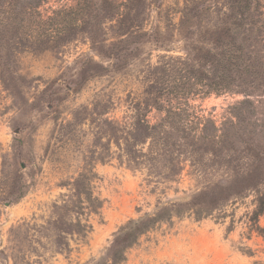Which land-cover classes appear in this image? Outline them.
Segmentation results:
<instances>
[{
    "label": "rangeland",
    "instance_id": "rangeland-1",
    "mask_svg": "<svg viewBox=\"0 0 264 264\" xmlns=\"http://www.w3.org/2000/svg\"><path fill=\"white\" fill-rule=\"evenodd\" d=\"M0 264H264V0H0Z\"/></svg>",
    "mask_w": 264,
    "mask_h": 264
}]
</instances>
